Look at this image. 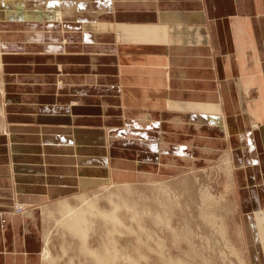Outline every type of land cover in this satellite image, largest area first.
Masks as SVG:
<instances>
[{"label":"crops","instance_id":"obj_1","mask_svg":"<svg viewBox=\"0 0 264 264\" xmlns=\"http://www.w3.org/2000/svg\"><path fill=\"white\" fill-rule=\"evenodd\" d=\"M0 57V264L55 197L219 162L264 264V0H0Z\"/></svg>","mask_w":264,"mask_h":264},{"label":"rangeland","instance_id":"obj_2","mask_svg":"<svg viewBox=\"0 0 264 264\" xmlns=\"http://www.w3.org/2000/svg\"><path fill=\"white\" fill-rule=\"evenodd\" d=\"M46 204L42 264H98V256L111 264H249L222 162L172 178L103 182ZM74 215L87 223L72 228Z\"/></svg>","mask_w":264,"mask_h":264},{"label":"bare ground","instance_id":"obj_3","mask_svg":"<svg viewBox=\"0 0 264 264\" xmlns=\"http://www.w3.org/2000/svg\"><path fill=\"white\" fill-rule=\"evenodd\" d=\"M1 58V57H0ZM0 69H1V59H0ZM1 110V109H0ZM214 122H218L219 124H222L221 122H220V119H218L217 117L214 119ZM89 204H90V202H88ZM118 208V207H117ZM117 208H115L116 210H117ZM73 213V211H70V213ZM71 213V214H72ZM103 214H105V215H108V216H111V218L113 219V220H117V222L118 223H120L121 222V220H120V218H119V216H114V215H116V214H114L113 215V213H110V214H106V213H103ZM74 217L76 218V215H74ZM85 216H83V218H81V217H79V216H77V218L75 219V220H73V221H70L72 224H73V226H72V228L74 227L75 228V226L76 227H78V226H80L81 224H82V222L84 221V220H86L85 218H84ZM69 219V218H68ZM64 221V220H63ZM85 223L84 224H86L87 223V221H84ZM71 223H70V226H71ZM67 225H68V223H67ZM78 225V226H77ZM84 227V226H83ZM85 229H82V228H80V230L78 229V231H84ZM87 231V230H86ZM88 232V231H87ZM88 234V233H87ZM87 234H86V232L84 231L83 233H82V236L81 237H83V239L84 240H86L85 238H87V240H88V236H87ZM82 242L84 243V241L82 240ZM86 244V243H85ZM87 249H88V247H87ZM116 252H117V250H116ZM119 252V251H118ZM97 253H95V255H96ZM101 259V260H100ZM111 260V259H110ZM110 260H108L107 258H106V256H104V257H100V256H98V258H97V262H98V264H104V262L103 261H105V263H107V264H109L111 261ZM113 260V259H112ZM111 264V263H110ZM115 264V263H114Z\"/></svg>","mask_w":264,"mask_h":264},{"label":"built area","instance_id":"obj_4","mask_svg":"<svg viewBox=\"0 0 264 264\" xmlns=\"http://www.w3.org/2000/svg\"><path fill=\"white\" fill-rule=\"evenodd\" d=\"M15 209L16 211H22L24 209V206L21 203H15Z\"/></svg>","mask_w":264,"mask_h":264}]
</instances>
